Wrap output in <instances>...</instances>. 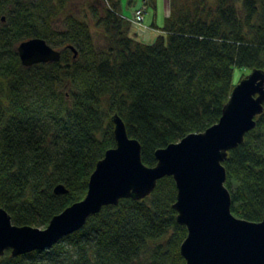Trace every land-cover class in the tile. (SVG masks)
Masks as SVG:
<instances>
[{
	"label": "trees",
	"instance_id": "obj_1",
	"mask_svg": "<svg viewBox=\"0 0 264 264\" xmlns=\"http://www.w3.org/2000/svg\"><path fill=\"white\" fill-rule=\"evenodd\" d=\"M167 1L162 33L147 43L120 0H0V207L13 224L46 227L85 196L115 146L114 113L153 166L156 149L218 121L235 67L264 70V0ZM35 37L60 59L22 65L16 46ZM255 120L222 164L233 215L261 221L264 109ZM176 192L164 176L143 199L105 205L50 248L5 251L0 264H184Z\"/></svg>",
	"mask_w": 264,
	"mask_h": 264
},
{
	"label": "water",
	"instance_id": "obj_2",
	"mask_svg": "<svg viewBox=\"0 0 264 264\" xmlns=\"http://www.w3.org/2000/svg\"><path fill=\"white\" fill-rule=\"evenodd\" d=\"M16 51L27 67L58 61L61 56L59 49L39 37L20 42ZM263 109L264 70L253 68L234 84L217 122L156 149L153 166L143 163L140 142L127 134L122 118L114 113L115 146L96 162L81 200L55 214L43 228L13 224L0 207V257L5 251L16 256L50 248L103 206L116 205L122 198L143 199L158 179L171 176L177 191L172 205L176 221L187 230L179 246L184 264H264V219L233 215L222 164L228 151L255 127ZM53 192L62 194L67 189L57 184Z\"/></svg>",
	"mask_w": 264,
	"mask_h": 264
},
{
	"label": "crops",
	"instance_id": "obj_3",
	"mask_svg": "<svg viewBox=\"0 0 264 264\" xmlns=\"http://www.w3.org/2000/svg\"><path fill=\"white\" fill-rule=\"evenodd\" d=\"M121 1L123 0H120V4H119L120 14L128 21L130 20L133 10L142 6L144 1L147 2V5H152L155 7L154 18L152 19L151 24H147L151 20V18H148L147 23L146 24L143 23L144 25L140 29H136L131 25V34L133 36H135L137 39H139L142 42H147V43L153 42L156 39V37L162 33V31L160 30L161 27L157 26V24L160 23V21L158 20V8L156 7L157 3H155L154 0H125V4L122 3ZM124 11L125 13H123ZM167 14L168 13L165 8L163 14L164 18L166 17ZM146 17H143V20L146 19ZM162 23L163 22H161V25Z\"/></svg>",
	"mask_w": 264,
	"mask_h": 264
},
{
	"label": "rangeland",
	"instance_id": "obj_4",
	"mask_svg": "<svg viewBox=\"0 0 264 264\" xmlns=\"http://www.w3.org/2000/svg\"><path fill=\"white\" fill-rule=\"evenodd\" d=\"M76 1L77 0H75V2ZM121 2L125 4V0H123ZM154 2L157 3L156 7L158 8V20L160 21V23H158L157 26L162 27L163 23L161 25V22L164 21V19H163L164 15L163 14H164L165 8H166V11L168 13V1L167 0H154ZM145 7H146V12L143 14V17H146V16L147 17H146V19L143 20V23L146 24L148 18H151L149 23H147V24H151L152 19L154 18L155 7L152 5H146ZM123 13H125V11ZM95 40H96L97 45H102V44L106 43V40L102 36L97 37V35H96ZM249 72H250V70H248V69L241 68V67H235L233 70V84L238 83L241 80L242 76L247 75Z\"/></svg>",
	"mask_w": 264,
	"mask_h": 264
},
{
	"label": "built area",
	"instance_id": "obj_5",
	"mask_svg": "<svg viewBox=\"0 0 264 264\" xmlns=\"http://www.w3.org/2000/svg\"><path fill=\"white\" fill-rule=\"evenodd\" d=\"M143 12H144V7H140L135 9L131 14L130 23L136 29H140L143 26V14H144Z\"/></svg>",
	"mask_w": 264,
	"mask_h": 264
}]
</instances>
